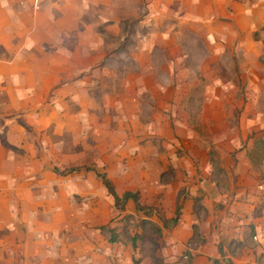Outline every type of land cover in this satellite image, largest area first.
<instances>
[{
	"label": "crops",
	"instance_id": "crops-1",
	"mask_svg": "<svg viewBox=\"0 0 264 264\" xmlns=\"http://www.w3.org/2000/svg\"><path fill=\"white\" fill-rule=\"evenodd\" d=\"M71 1L0 0V264H264V91L245 93V132L259 133L244 143L229 131L207 140L197 134L202 91L165 87L153 66L147 62L142 74L140 63L124 83H147L140 89L154 97L158 91L159 109L130 113L117 125L101 119L92 111V43L81 41L91 20ZM220 1L236 21H251L239 23L242 31L264 25V0ZM219 114L216 104V126ZM173 123L190 138H176ZM48 129L67 135L64 144L73 143L78 156L93 146L111 151L107 167L74 166L60 179ZM100 173L120 196L136 193L165 218L180 204L178 223L142 252L136 235L121 228L125 214L139 210L135 201L117 205ZM149 219L163 225L157 215Z\"/></svg>",
	"mask_w": 264,
	"mask_h": 264
},
{
	"label": "rangeland",
	"instance_id": "rangeland-1",
	"mask_svg": "<svg viewBox=\"0 0 264 264\" xmlns=\"http://www.w3.org/2000/svg\"><path fill=\"white\" fill-rule=\"evenodd\" d=\"M57 2L70 3L69 0ZM71 2L75 3L77 12H85L91 20L92 27L81 34V41L84 39L89 42L90 39L92 43L93 63L90 72L94 78L92 86L96 97L92 111L100 115L101 119L108 115L113 124L117 125L120 118L127 117L130 113L135 116L137 112L143 114L151 112L153 108L154 111L159 109L161 96L158 91L154 97L148 91L140 89L147 86V83L136 86L124 83L128 78L133 79V70L137 64L144 65L142 74H146L145 65L148 62L149 66H153L149 70L157 78L154 81H159L165 87L174 84L183 90L202 91L203 97L196 100L198 106L203 107L205 116L204 122L197 126L202 133L197 130V134L203 135L204 139L211 140L217 134L216 131H229L235 132L244 143L259 133L258 129L252 127V131H246V135L245 127L249 116L243 110L248 102L246 92H253L252 96L256 97L260 90L264 91V82L260 79L261 75L264 76V40L261 41L263 35L260 32L264 25L254 29L252 33L242 31L239 23L250 25L251 21L244 17L238 22L230 17L227 10L230 3L220 0ZM83 2L85 5H82ZM196 100L190 99L192 103ZM183 101L173 99L172 104ZM254 101L259 102L258 98ZM216 104L220 108L218 126L215 115L211 118V109ZM160 109L164 111L163 107ZM176 127L180 130H177L176 138L181 142L190 138L182 125L173 123V128ZM48 133L51 134L49 141L54 144L53 149L58 151L53 153L54 161L51 160L50 165L56 168L61 163L56 170L60 179L68 177L74 166L87 164L99 170L107 167L110 159L108 163L106 160L110 158L111 151L102 153L98 146H93L84 157L78 156L79 149L73 143L64 144L65 140L66 143L69 142L67 135L61 134L58 139L52 129H48ZM159 140V137H155L152 143L159 144ZM159 145L160 149H166L163 143ZM159 145L156 144L158 148ZM209 155L211 159L216 157L214 148L209 151ZM124 210H127L126 206ZM156 213L137 210L135 213L125 214L122 219V235L130 238L136 235L142 252L148 251L149 241L162 238L172 230L149 219L157 215L159 221H162V211L157 210ZM115 219L116 217L112 220ZM113 230L115 229H110L111 234ZM157 246L161 247L162 243L154 242L155 249ZM141 260L142 258L139 259ZM224 261L227 264L234 262L228 259Z\"/></svg>",
	"mask_w": 264,
	"mask_h": 264
},
{
	"label": "trees",
	"instance_id": "trees-1",
	"mask_svg": "<svg viewBox=\"0 0 264 264\" xmlns=\"http://www.w3.org/2000/svg\"><path fill=\"white\" fill-rule=\"evenodd\" d=\"M100 176H102L105 185L107 186V188L109 189L110 193L114 196L115 201L117 203V205H124L125 203H127V201L129 199H133L136 203V208L141 210V211H145L148 212L150 214H155L156 210L155 208L151 207V206H145L142 205L139 201V198L137 196L136 193H133L131 191H127L123 194V196H120L116 190L114 189L111 181L109 180V178L106 176V174H99ZM181 212V206L180 204L177 206V211L175 216H173L172 218L168 219V218H161L163 221V225L165 228H172L174 225H176L179 221V214Z\"/></svg>",
	"mask_w": 264,
	"mask_h": 264
}]
</instances>
